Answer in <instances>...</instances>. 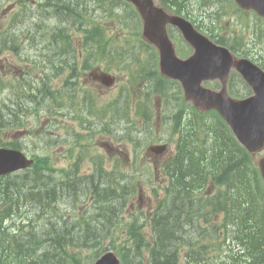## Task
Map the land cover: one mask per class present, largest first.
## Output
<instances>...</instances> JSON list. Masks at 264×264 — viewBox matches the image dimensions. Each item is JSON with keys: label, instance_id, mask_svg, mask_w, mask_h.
Returning <instances> with one entry per match:
<instances>
[{"label": "trees", "instance_id": "trees-1", "mask_svg": "<svg viewBox=\"0 0 264 264\" xmlns=\"http://www.w3.org/2000/svg\"><path fill=\"white\" fill-rule=\"evenodd\" d=\"M19 1L18 29L10 39L0 35V52H19L22 37L37 45L45 43L49 58L53 55L49 43H55L57 50L73 46L71 28L78 26L77 17L87 15H82L83 8L93 3L97 10L110 13L118 0H41L39 14L28 13L31 0ZM53 12L63 21H53ZM79 26L89 27L90 37L104 33L88 20ZM58 41L63 42L59 45ZM41 91L28 99L35 101ZM28 110L21 106L5 112L0 105V145L19 148L17 141L7 142L3 132L21 127ZM191 117L196 123L190 125L188 134L179 130L177 153L165 166L167 195L151 218L150 264H180L181 253L186 264H264V185L254 160L218 115L191 112ZM67 175L64 169L54 173L46 155L27 170L0 177V264H80V257L70 250H93L110 237L103 234L113 218L106 213L115 212L116 207L122 210L132 181L119 184L123 189L119 192L108 187L105 173L83 180L77 174ZM92 192L103 202H94L99 222L80 217L67 221L58 213L70 200L77 208ZM220 215L221 223L212 222ZM121 226L118 222L115 228ZM134 228L131 222L129 231L133 233Z\"/></svg>", "mask_w": 264, "mask_h": 264}, {"label": "rangeland", "instance_id": "rangeland-1", "mask_svg": "<svg viewBox=\"0 0 264 264\" xmlns=\"http://www.w3.org/2000/svg\"><path fill=\"white\" fill-rule=\"evenodd\" d=\"M191 1H193L192 6H194L191 9V13L201 17L199 9L197 8L199 3L196 0ZM209 1L213 3L209 11H216V17L212 20L215 27L221 31V33L229 32L233 35L238 34L241 39V42L238 43V49L242 53L249 55V57L264 63V18L259 17L252 11L240 10L234 1L200 0L201 3H208ZM40 2L41 0H33V7L28 13L39 14ZM63 2L65 1L63 0ZM11 3L12 1H7L4 3V6L0 3V30L3 29L4 35L13 31L10 30L11 23L9 15L16 11L22 18V15L20 14L21 7L19 5H16L14 9L8 10L7 14L3 12V10ZM61 12L66 11L60 10V13ZM24 13H26V11ZM89 14L90 16L84 15V17L88 18V21L91 20L105 29V38L109 44L104 49H99V36L97 34H94L86 40L84 33L75 31L74 28L71 32L76 47L72 49L71 54L92 55L93 57L90 60L95 62V65L110 67L111 72L115 73L119 78L117 85L108 90L103 89V91H101V88H99L97 84L90 85L91 89L96 90V92H93V96L94 100L96 99L99 103L98 106H96L93 102L88 108V110H93V114L89 115L87 110L83 118L85 119L84 122L90 120V128L93 130L94 136L90 138V133H88L87 129L74 125V123L72 124L73 127L64 126L66 122L62 117L57 116L54 119L53 113L56 112L57 114L58 110L63 112L64 106L62 101L59 105L53 104L51 94L48 95L50 96L49 100L45 99L47 98V95H45L44 100L41 102L40 98H38L37 102L35 101L33 104L29 105H32L35 108V111L28 112L23 127H20V129H9L5 131L3 135L6 140H20L29 155H44V153L49 152L54 165H57L58 167H65L72 162V160H69L67 157L69 141L71 142L73 150L77 153L80 152V139L81 143L89 142L86 152L80 153L85 159L82 163L81 170V175H84L90 172L93 167V162L86 159L92 160L100 157L102 160L103 156L107 157L109 154L104 147L100 146L101 142L106 141L103 140L104 136L99 133L101 121L104 117L123 113L128 101L129 108L134 107L135 104L133 101H136V106H138L140 102L148 103L150 105L149 109L156 111V103L160 100L162 116L166 119V123L157 127L148 126L139 131H135L132 134L133 142L127 135H121L125 132L123 127H117L119 138L122 136L125 137L124 141L120 142L119 145L122 146L125 154L130 155L128 167L123 166L124 161L120 158L119 154L115 155V158L120 159L119 171L122 170L123 172H126L129 178H133L135 181H141V184L137 186L135 194L133 195L130 210L124 216L127 217L131 212L139 215L142 210L145 217V214L150 211L152 212L157 206L158 201L166 194V191L163 190L167 186V180L164 179L166 173L160 168L164 165L163 158L169 159L177 149L176 141L179 138V134L177 133L178 130L176 131V126L178 127L179 124L176 122V119L178 118L179 113L183 108L184 112L182 115L192 111L200 113V111L195 109L194 104L191 103L189 99H186L185 96L182 98L181 95L179 96L178 94H175V91L171 90L172 93L179 96L178 99L173 95L166 94L163 99H158L157 94L155 93L151 96L148 95V88L151 87L150 83H148V87L139 84V80L147 77L145 71L151 70L149 64L151 58L150 53L145 54L144 49L139 47L136 48L135 45L137 43L135 41L126 40L134 37L136 32L142 28L141 20L127 23V16L120 17L119 14L113 11L109 14L97 9ZM51 16L53 21H63L61 16L55 12H53ZM77 19L82 18L79 16L75 20ZM126 23L129 27L128 30L125 29ZM256 29L257 35H261V39L257 38L255 33ZM11 36L14 37L13 34H10L8 39H10ZM139 37L142 38L141 33H139ZM78 41L81 42L80 45H78ZM61 43L62 42H58L59 45ZM49 48L52 50L53 54V57L50 58V60H48V56L46 55L47 51L44 52L41 48H38L36 51L33 42H22V47L19 49V52L6 51L3 54V57L0 58V77L4 81L5 89L3 93L0 94V98H2L0 104L4 100V108L13 106L12 103L16 101L18 105H26V101H22L23 99H21V97L17 98V96H23L21 88L26 82L23 80L24 76H29L28 79H33L36 84L45 85L47 89H42L41 92L43 94L47 93L49 89L51 93H55L62 99V86L64 82L63 75H59V73H55L54 70H51L50 63L56 61V64L59 65V60H61L62 55L64 54V56H67V54H65L66 52L59 53L55 43H49ZM120 52H122L124 56ZM94 54L98 56V59ZM32 58H36L37 62H34ZM80 65L83 66V63H80ZM22 68L23 72L21 71ZM83 85L88 84L84 83ZM80 89H83V87ZM119 94H124L125 100L117 99L112 105H108L110 99ZM12 96L13 99H11ZM4 111L7 112L6 109ZM201 112L202 113L200 114H203V111ZM118 116L119 115H116V117ZM188 121L196 123L192 119H188ZM78 133H81L82 135L78 137ZM112 140V144L116 148L118 146L116 137ZM159 142L169 143V150L162 158H155L152 154L146 151V148L152 143ZM75 143H77V146ZM261 155H263V153L259 156ZM152 188H157L163 191H159V196H157L152 192ZM87 201L89 202L88 198H86L84 202ZM84 205L88 206L90 203ZM149 221L150 217L145 218L143 221H140V223L136 220L133 233H131L126 226L123 228L124 233H119L128 240L129 243H133L135 240L139 243L141 240L143 243H146L147 241L151 242V229L146 226ZM141 254L145 258L147 257L146 250Z\"/></svg>", "mask_w": 264, "mask_h": 264}, {"label": "water", "instance_id": "water-1", "mask_svg": "<svg viewBox=\"0 0 264 264\" xmlns=\"http://www.w3.org/2000/svg\"><path fill=\"white\" fill-rule=\"evenodd\" d=\"M133 1L140 6L143 13L148 11L149 2L146 0ZM237 1L242 7L253 8L264 16V0ZM208 49L206 52H209L208 54L212 60L221 58L220 52L214 48L208 47ZM230 66L231 64L227 66L223 64L218 65L216 62L205 64L204 67L198 66L192 73H186L181 77V80L185 86L188 98H195L197 105L205 108H216L220 111L231 125L238 140L251 153H255L264 145V73L259 69H249L240 65L241 70L246 75L245 77L255 89L254 96L240 101L231 99L225 91L215 93L200 87L203 78L208 77L210 73L212 77H220L223 81H226ZM162 68L165 70L164 65ZM203 69H206V71ZM92 75L94 78L102 79L108 86L114 80V77L100 70H96ZM193 86H196V89L192 90ZM150 149L156 153H160L165 149V146H154ZM29 164H31V161L27 160L21 152L0 148V174H7L19 168L26 167ZM260 168L264 179V160L261 161ZM109 262L112 261L104 257L97 264H110Z\"/></svg>", "mask_w": 264, "mask_h": 264}, {"label": "bare ground", "instance_id": "bare-ground-1", "mask_svg": "<svg viewBox=\"0 0 264 264\" xmlns=\"http://www.w3.org/2000/svg\"><path fill=\"white\" fill-rule=\"evenodd\" d=\"M9 42V41H8Z\"/></svg>", "mask_w": 264, "mask_h": 264}]
</instances>
